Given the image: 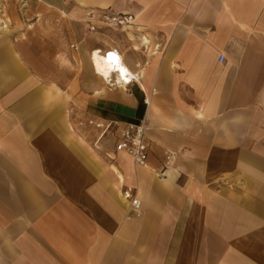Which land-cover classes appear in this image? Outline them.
<instances>
[{"label":"crops","instance_id":"crops-1","mask_svg":"<svg viewBox=\"0 0 264 264\" xmlns=\"http://www.w3.org/2000/svg\"><path fill=\"white\" fill-rule=\"evenodd\" d=\"M44 2L134 15L91 47L135 79L65 75L0 16V264H264V0ZM88 118L144 119L147 161Z\"/></svg>","mask_w":264,"mask_h":264},{"label":"rangeland","instance_id":"rangeland-1","mask_svg":"<svg viewBox=\"0 0 264 264\" xmlns=\"http://www.w3.org/2000/svg\"><path fill=\"white\" fill-rule=\"evenodd\" d=\"M34 1L37 3L31 10L28 0H0V16L4 21L1 25L7 24L9 31H13L17 25L23 31L33 29L39 35L40 46L53 54L48 58L67 65L68 68L63 72L65 75L70 73L83 76L86 65L91 64L92 34L107 31L109 28L91 32L81 17H69L62 7L50 8L44 0ZM56 2L63 3V0ZM65 3L69 5L68 0ZM33 22L37 23L33 25ZM73 44L77 47H72ZM83 47L89 50L90 56L84 55Z\"/></svg>","mask_w":264,"mask_h":264},{"label":"built area","instance_id":"built-area-1","mask_svg":"<svg viewBox=\"0 0 264 264\" xmlns=\"http://www.w3.org/2000/svg\"><path fill=\"white\" fill-rule=\"evenodd\" d=\"M89 29L91 31L96 30L99 23L107 26H125L133 23L135 17L132 14H118L110 10H103L101 12H89ZM108 58L113 61V75L110 77V81H106L110 85L126 83L130 84L135 77L132 74L129 80L119 79L115 77L117 73L118 65L122 62L121 55L117 50H109L104 52ZM225 56L220 55L219 60L224 61ZM145 103L149 104V98H145ZM81 126L87 125L98 130V136L95 144L100 145V142L106 135H113L115 138V149L118 152L129 155L136 163L144 164L148 159L149 146L145 138L146 126L144 119L139 121H115L105 120L101 118H88L86 120H80ZM172 153H169L167 158L170 159ZM126 198L131 199L132 207L135 211H140L142 207L141 200L132 195L131 191L125 192Z\"/></svg>","mask_w":264,"mask_h":264},{"label":"bare ground","instance_id":"bare-ground-1","mask_svg":"<svg viewBox=\"0 0 264 264\" xmlns=\"http://www.w3.org/2000/svg\"><path fill=\"white\" fill-rule=\"evenodd\" d=\"M91 62L96 73L101 75L106 81H110L113 75V61L108 58L100 49H95L91 53ZM117 73L119 79L129 80L131 74L128 67L124 63H119Z\"/></svg>","mask_w":264,"mask_h":264}]
</instances>
